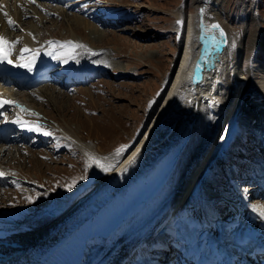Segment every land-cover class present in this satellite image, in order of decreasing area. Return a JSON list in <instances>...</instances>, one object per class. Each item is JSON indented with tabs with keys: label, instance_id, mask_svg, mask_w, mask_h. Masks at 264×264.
I'll return each instance as SVG.
<instances>
[{
	"label": "rangeland",
	"instance_id": "obj_1",
	"mask_svg": "<svg viewBox=\"0 0 264 264\" xmlns=\"http://www.w3.org/2000/svg\"><path fill=\"white\" fill-rule=\"evenodd\" d=\"M201 5L202 34L208 35L205 27L219 24L226 35L219 88L225 87L218 100L225 102L227 113L217 118L213 100L200 110V142L215 123L217 129L190 170L185 196L179 199L189 202H177L148 234L156 244L136 245L121 264H184V245L173 244L185 238L184 232L211 224L204 216L207 207L217 218L205 230L222 228L219 235L231 234L229 239L236 237L242 248L264 241V98L256 87V67L264 63V0H0V21L11 18L15 24L12 28L6 20L3 26L8 41L19 40L13 49L21 53L29 35V49L53 50L52 62L59 66L58 77L49 76L21 95L0 85V93L17 102L0 116V135L5 137L6 125H17V118L23 122L0 140V257L25 236L57 223L50 214H65L63 200L70 199V208L94 192L95 181L106 172L90 156L116 166L130 154L157 115L188 21ZM68 42L82 45L78 59L71 56ZM71 58L79 68L72 78L67 74ZM36 126L40 131L29 130ZM122 145L127 147L117 156ZM254 207L260 210L252 218L247 210ZM165 240H171L176 254L168 257L160 250Z\"/></svg>",
	"mask_w": 264,
	"mask_h": 264
},
{
	"label": "bare ground",
	"instance_id": "obj_2",
	"mask_svg": "<svg viewBox=\"0 0 264 264\" xmlns=\"http://www.w3.org/2000/svg\"><path fill=\"white\" fill-rule=\"evenodd\" d=\"M197 19L195 15L194 17L191 16L188 21L187 29L185 30V42L174 69L172 79L170 80L171 85L167 88V94L163 97L157 108V115L155 113L156 116L154 115L153 121L147 128V131L144 132L141 137L142 139L140 138L139 144L137 143L138 145L136 144L130 154L114 166L111 171H107L102 177L98 178L95 181L96 188L94 192L89 194L86 198L80 199L77 205L69 206L70 208H68L67 204L70 199L63 200L61 207H63V209L65 208L63 212L65 214H63V216L59 215L60 217L58 215L53 216L55 215L54 213L50 214V220L57 219V223L53 224L48 229L35 233L33 232L30 236L22 238L6 256L0 257V264H38L53 260L59 248L67 246L73 238L77 237L78 233L89 224V221L94 220L97 214L124 197L125 192L130 186L143 174L149 173L159 160L177 144L184 133L189 131V135L177 158L175 166L161 188L158 189L151 200L147 202L138 213L130 218L123 227L107 238L92 239L88 248L89 250L86 251L84 258L79 264H121L126 254L136 245L139 244L142 247L143 245L156 244L155 240L150 238L148 234L151 233L153 229H157L161 226L160 224L163 218H166L172 206H176L177 202L179 205H183L182 203L185 202L184 198V200L182 199L181 201L179 199L185 196L184 192H186L190 170L195 168L194 163L196 166L197 160L204 155L205 147L209 143L208 141L212 139L217 129V123H215L209 136H205L206 138L200 142L198 135L200 124L197 123L200 110L205 107L204 105L207 101L212 103L211 100H213L214 105L212 104V108L217 118L218 116H226L227 113L225 102L223 100H218L221 93L220 90L222 91L225 87V85H223L224 87L222 86L219 88L222 84L220 82L222 81V77L220 76V69L222 68L220 67H222L221 65L223 64V53L226 46L221 52H216L218 39L214 34L210 36L202 35L195 25L196 22H198ZM6 20H8V18L3 20V22L0 21V34L2 35H5V28L3 29V26L7 25ZM31 39L29 35H26L23 40L21 39L23 43L20 50L21 53H17L18 51L13 48L11 49L9 59H11L13 63L9 64L6 61L0 62V85L3 87L9 83L11 87L17 91V95H21L22 93L20 92L26 90L29 86L36 85L41 80L47 79L48 75L52 77L59 76L57 74L59 66H54L55 64L52 62V56L47 55L48 51L44 52L45 54H41L40 52L33 53V51L22 52L24 48H32ZM14 40L16 41L17 39ZM76 44L75 42L71 44L72 48L69 52L71 56L75 57V55H77L76 59H78L79 51L77 47L73 46ZM33 54H35L36 58L33 62L32 70L34 68L42 69L41 73L36 75L30 74L32 70L29 71L26 68L16 66L20 61L21 55H23L26 62ZM71 59L72 63L68 66L69 71H67L69 76L73 73L75 74V72L78 73L79 69L75 64L78 61L76 59L74 60V58ZM256 69L259 75L256 87L259 91V96L264 98V63L259 64ZM64 72L66 73V71ZM21 74L25 78L32 77V79L25 82L19 78ZM0 98L11 100L12 97L1 92ZM15 104H17V102ZM18 105L20 104L18 103ZM3 107L4 105L0 107V110ZM9 126L8 124L6 127ZM10 132L12 133V131ZM2 135L1 133L0 140L5 139ZM196 144L199 145L198 149L196 148ZM138 149L139 151H137ZM133 153H136L135 162L129 164V159L132 157ZM125 169L127 170L125 171ZM187 169L189 171H187L185 177V171ZM243 201L241 203H243ZM232 204L235 206L234 203ZM210 209L212 208L207 207L205 211L209 213ZM255 210H260V207L255 208L254 211ZM172 221L174 223L173 219ZM184 234L185 236L183 237L186 238L188 243V252L191 254V250L189 249L191 247L190 242L195 232L189 231L184 232ZM229 236H231V234ZM170 241L171 240H165V243L168 244L167 248H169V250L165 251L168 257L176 254V248L170 244ZM170 246H173L174 249L171 250ZM96 252H98L99 255L95 254ZM234 261L237 262L235 258ZM193 262L196 261L193 260ZM140 263L150 264L145 261Z\"/></svg>",
	"mask_w": 264,
	"mask_h": 264
},
{
	"label": "snow or ice",
	"instance_id": "obj_3",
	"mask_svg": "<svg viewBox=\"0 0 264 264\" xmlns=\"http://www.w3.org/2000/svg\"><path fill=\"white\" fill-rule=\"evenodd\" d=\"M30 2H35V0H30ZM203 11V10H201ZM5 16H7L8 14L5 12L4 13ZM7 23L9 24L10 27H15V24H14V21L11 20V18L8 19ZM183 21H177V24H182ZM213 28H220V25L219 24H214L212 25ZM220 34L221 35H224L223 33V29H220ZM19 40H16V41H8L6 39V37L2 34H0V62H7L9 64L13 63V61L11 59H9V56H10V53H11V49L13 48L14 44L15 43H18ZM50 45L51 44H54V43H57V42H54V41H49L48 42ZM69 44H71V42H68ZM74 47H81L82 45H73ZM28 51H38V50H30L28 48H24L22 50V52H28ZM47 55H50V56H53V52H48ZM35 54H33L26 62L24 60V57L23 55H21L20 57V61L16 64L17 67H22V68H26L28 69L29 71L32 70V66H33V62L35 60ZM55 58V57H54ZM16 103L15 101H10V100H4L2 98H0V107H2L3 105L5 104H14ZM14 123H17V124H22L23 122L17 118ZM29 130H34V131H40V126H36L34 128H29ZM45 135H50V133L48 132H44ZM127 146H124L122 145L120 148H118L116 150V155L119 156L126 148ZM139 151V149L137 150ZM135 157H136V153H133L132 154V157L129 159V164H132L135 162ZM90 159L95 163L96 167H99L101 169V171H105L107 172L109 169L113 168L114 165L113 164H102L100 161L101 159H107V158H97L95 156H90ZM87 163H86V170H87ZM127 169H125L126 171ZM0 175H3L2 172H0ZM85 177H81V179H84ZM74 183L75 181H73V186H74ZM71 189V186L69 187V190ZM28 202L29 203H32V199L31 197L28 198ZM261 215L264 216V212H261Z\"/></svg>",
	"mask_w": 264,
	"mask_h": 264
},
{
	"label": "water",
	"instance_id": "obj_4",
	"mask_svg": "<svg viewBox=\"0 0 264 264\" xmlns=\"http://www.w3.org/2000/svg\"><path fill=\"white\" fill-rule=\"evenodd\" d=\"M202 5L197 9V17H198V24H197V27L198 29L200 30V32L202 33V28H203V18H202ZM220 29H222L221 27L218 29V28H213L212 25L210 26H207L204 28V31L208 33V35H205V36H210L212 35V33L215 35V37L218 39V42H217V46H216V52H221L222 49L225 47V41H226V35L224 33V35H221L220 34ZM199 32V33H200ZM203 35V34H202ZM166 96V94H165ZM145 178L143 179H137L136 180V183L139 182V181H142L144 180ZM135 184H133L132 186H130L129 190L132 189V187H134ZM127 195V194H126ZM120 201V199L118 201H116L114 204L118 203ZM112 206H109L108 208H110Z\"/></svg>",
	"mask_w": 264,
	"mask_h": 264
}]
</instances>
